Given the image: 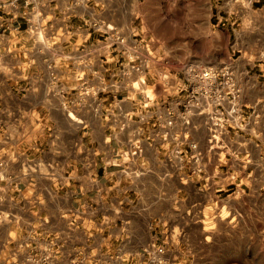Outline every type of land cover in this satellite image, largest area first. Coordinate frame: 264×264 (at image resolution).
<instances>
[{"label":"built area","instance_id":"1","mask_svg":"<svg viewBox=\"0 0 264 264\" xmlns=\"http://www.w3.org/2000/svg\"><path fill=\"white\" fill-rule=\"evenodd\" d=\"M109 1L0 0L7 55L21 59L16 69L0 53V73L14 79L19 70L27 83L24 93L41 86L45 98H72L63 108L81 127L90 125L87 112L104 121V141L116 153L112 162L122 166V179L138 196H143L138 183L149 175L184 185L176 195L188 200L186 214L159 218L154 223L159 234L129 256H117L121 264H193L191 252H183L169 231L202 222L204 197H216L218 204L226 191L256 187L257 170L264 171L260 113L242 98L232 63L208 64L174 43L164 45L138 15L126 23L111 20ZM23 32L29 45L13 47V38ZM9 161L15 156L0 157L4 177ZM39 168L38 162L22 163L17 180ZM6 202L0 187V231L21 222ZM50 259L37 251L24 258L21 246L8 248L0 240V264H52ZM85 259L78 249L69 264Z\"/></svg>","mask_w":264,"mask_h":264},{"label":"crops","instance_id":"2","mask_svg":"<svg viewBox=\"0 0 264 264\" xmlns=\"http://www.w3.org/2000/svg\"><path fill=\"white\" fill-rule=\"evenodd\" d=\"M219 1L212 0V6L221 20ZM126 9L125 0H110L107 16L126 23ZM9 44L0 33V53L19 69L17 54L7 55ZM19 45H29L24 32L13 38L12 46ZM15 72L14 79L0 73V157L15 156L8 176L0 168V187L21 222L4 226L0 240L8 248L21 246L24 258L37 251L41 258L51 256L52 264H69L83 249L85 264H96L127 257L159 234L155 219L138 205L142 196L127 188L122 166L112 162L116 153L104 141V121L87 112L90 125L81 127L63 108L72 98H45L41 86L24 93L26 80ZM30 161L38 162L40 171L18 181L21 164ZM81 232L88 238L81 239ZM7 253L6 248L1 255Z\"/></svg>","mask_w":264,"mask_h":264},{"label":"rangeland","instance_id":"3","mask_svg":"<svg viewBox=\"0 0 264 264\" xmlns=\"http://www.w3.org/2000/svg\"><path fill=\"white\" fill-rule=\"evenodd\" d=\"M123 15L143 20L147 32L164 45L174 43L180 51L208 64L232 63L242 98L254 104L264 130V0H220L221 20L215 19L212 0H125ZM219 20V21H218ZM264 140V134L261 136ZM256 187L206 196L202 222L191 228L170 230L179 248L188 250L193 264H264V171L258 169ZM161 174L140 180L143 196L138 205L161 221L186 214L188 200L177 197L183 187ZM182 219L183 223H186ZM81 239L88 236L84 232ZM111 264H121L113 257Z\"/></svg>","mask_w":264,"mask_h":264}]
</instances>
